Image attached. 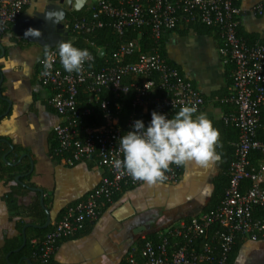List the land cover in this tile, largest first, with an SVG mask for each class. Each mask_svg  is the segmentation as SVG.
Here are the masks:
<instances>
[{
	"label": "built area",
	"instance_id": "2783aa9c",
	"mask_svg": "<svg viewBox=\"0 0 264 264\" xmlns=\"http://www.w3.org/2000/svg\"><path fill=\"white\" fill-rule=\"evenodd\" d=\"M240 1L99 0L88 7L89 15L63 22L70 35L89 33L94 27L104 25L103 18H109L119 36L129 28L141 31L148 27L152 37L160 39L183 22L197 21L218 31L222 63L233 65V94L225 101L233 104L235 110L225 120L236 125L239 139L234 143L230 180L222 200L217 207L166 228L158 234L157 242L143 235L140 247L128 254L124 264H230L228 255L237 235L255 241L264 233L261 215L264 213V163L255 167L250 161L252 151L264 153V124L259 122V109L264 106V41L247 45L237 34ZM30 2L0 0L1 34L10 32ZM251 12L261 16L264 6L258 3L252 6ZM139 43L137 38L121 44L101 66L96 63L95 53L89 51L93 59L85 62L80 73L64 70L58 45L48 48L49 56L46 57L44 51L38 60V80L42 86L50 88L48 102L60 116L51 127L57 141L56 151L65 154L63 163L74 165L91 160L104 175L90 193L67 206L60 219L52 222L51 228L38 238L33 252L36 264H49L58 244L81 232L86 222L95 221L103 207L110 204L124 186L143 183L122 175L113 165L114 160L123 159L119 147L123 134L114 111L117 102L111 103L110 99L102 97L104 92L119 97L136 88L133 104L149 118L153 111L166 116L182 105H195L198 111L203 108L204 98L199 89L191 80L180 77L177 69L167 65L158 51L142 52L135 62H125L127 56L138 50ZM46 62L51 63L50 70L45 69ZM132 76L142 77L140 83ZM80 90L88 93L89 102L99 104L103 124L86 125L94 109L81 106ZM133 123L129 124L130 131ZM180 173L181 167L173 164L165 182H177Z\"/></svg>",
	"mask_w": 264,
	"mask_h": 264
},
{
	"label": "crops",
	"instance_id": "0c3cea01",
	"mask_svg": "<svg viewBox=\"0 0 264 264\" xmlns=\"http://www.w3.org/2000/svg\"><path fill=\"white\" fill-rule=\"evenodd\" d=\"M97 1L86 0L84 7ZM46 3L47 0H31L24 14H31ZM258 3L264 6V0L240 1L239 25L264 41V14L258 16L251 12L252 6ZM217 34L219 37L218 31ZM163 37L168 58L205 97L206 104L198 113H206L212 122L234 111L226 110L217 97H210L216 91L224 98L233 94L218 53L220 37L217 40L213 35H197L191 30L184 34L170 31ZM45 49L48 48L25 41L11 30L0 33V264L33 262L30 256L23 255L14 261L11 255L25 246H22L24 234L26 242L35 245L39 237L34 236L33 230L40 227L33 220H38L40 215L29 217L28 207L35 198L40 199L41 193L36 190L35 195L34 190L18 196L14 204L6 203L5 193L11 184H6V175L17 173L22 183L42 191L50 223L59 212L90 193L104 175L91 160L67 165L52 156L51 127L60 117L48 102L50 88L38 80V60ZM218 131L222 145H233L236 137L233 131L221 127ZM24 160L29 164L28 171L21 163ZM263 163L264 158L256 159L255 167ZM10 166L19 168L12 172L3 170ZM180 167V179L175 183L148 186L143 182L124 186L84 231L58 244L49 264H101L102 257L107 258L106 264H124L128 254L140 247L143 235L161 234L166 228L178 225L180 220L208 209L222 193L221 189L217 190L223 175V161L210 162L206 167L188 162ZM231 264H264V233L255 241L238 239Z\"/></svg>",
	"mask_w": 264,
	"mask_h": 264
},
{
	"label": "trees",
	"instance_id": "16d2710c",
	"mask_svg": "<svg viewBox=\"0 0 264 264\" xmlns=\"http://www.w3.org/2000/svg\"><path fill=\"white\" fill-rule=\"evenodd\" d=\"M89 9L88 7H84L80 11H72L69 12L67 15V19L73 21L74 19H80L86 15H89ZM104 20V25L101 27H94L89 33H72L70 34L73 36V46L81 48V49H87L90 52L95 53L96 55V63L98 66L104 65L106 59H108L109 55L121 44L123 43H128L130 41H133L137 38H139V48L137 51H135L133 54L127 56L124 60L125 62H135L139 56L140 53L142 52H153V51H158L160 55L165 59L167 65L170 67H173L177 69L180 77H184L182 71L180 68L173 62L171 61L167 53L165 51V38L162 37L160 39H155L152 37L151 32L148 27L143 28L141 31L139 29H133L129 28L125 31V33L122 36H119L115 33L111 26V20L109 18H103ZM177 30L178 33L184 34L187 31L191 30L197 35H213L215 38L218 40V34L215 28L205 25L200 22H183L180 25H177L172 31ZM140 33V36H139ZM237 34L244 40V42L247 45H252L256 41H263L257 37L256 34L253 33H247L245 32L240 25L237 27ZM139 36V37H138ZM221 44L218 45L220 47ZM225 80L228 85H233V77H232V72H233V65L231 63H226L225 64ZM133 77V76H132ZM135 78V77H133ZM142 77H137L135 78L136 82L139 84L140 80ZM137 94V89L136 88H131L129 93L127 95H120L119 97L114 96V94L110 92H104L102 94V97H105L107 99L111 100V103L113 101L117 102V106H114V111L117 113L118 119H119V125L122 131V134H126L129 129V124L132 123L133 121L136 120H141L145 127H147L150 124L151 118L148 117L146 113H143L140 107H137L133 104V100ZM210 97H217L219 104H222V106L226 107V110H232L234 108V105L229 103L228 101H225V98L223 94L219 92H213ZM228 97V96H227ZM204 98V105L206 104L205 97ZM79 99L81 100L82 105L85 106L88 105L94 109L93 113L87 118L86 120V125L87 126H92L94 125H101L104 123V119L101 114L100 106L96 102H89V95L87 92L84 90L79 91ZM203 105V106H204ZM229 106H231L229 108ZM52 110L55 112L53 107L50 105ZM180 108L174 109L172 111H169V113L166 114V118H172L174 115L179 111ZM199 112V111H198ZM56 113V112H55ZM57 114V113H56ZM58 115V114H57ZM59 116V115H58ZM60 117V116H59ZM259 122L260 124H264V106H262L259 109ZM213 127L219 130V127L221 129L225 130H231L235 133V138L233 139V145L229 146H224L222 143H220V146L217 147V152L220 155V159L223 161V175L221 179L219 180L220 182L218 183V192L221 189V196L214 201V203L206 210L213 209L217 207L222 200L225 190L228 187L229 180H230V164L233 161L234 158V143H236L239 139V132L238 128L236 125L232 122L226 121L225 117L219 120H212ZM260 135L261 132L259 131ZM52 135V134H51ZM220 142V141H219ZM57 147V141L54 139L52 135V144H51V153L54 159L62 160L65 154H61L58 151H56ZM2 154L0 155V157ZM252 156V158H251ZM264 158V153H261L259 151H252L250 153V161H252L251 165L256 166L255 160ZM254 161V162H253ZM22 165H26L25 171L29 170V164L24 161L21 162ZM173 167V164L170 166V168ZM19 168L17 167H12L10 166L9 168L3 169L4 171L12 172L15 171ZM10 174V173H9ZM6 175V184L11 183L9 185V190L6 191L5 197H6V203L8 204H14L17 201V197L20 196L21 194H27L31 191L34 192L30 187L31 186H25L22 184V180L19 177V180H15V176L17 173L13 175ZM37 191H35V195ZM116 195L114 196L113 200L115 199ZM35 201L30 204L29 210L31 211L29 217L33 218L34 216L40 215V218L37 220L33 219L36 223H38L40 226H42L45 223V211L42 208L40 204V199L35 198ZM108 205V204H106ZM65 210V209H64ZM62 210L61 212L58 213V216L56 217L55 221L60 219L62 216ZM259 214V213H258ZM264 217V213L262 212L261 214ZM186 221L189 220L185 219ZM88 222H86L84 229L86 228ZM51 223L45 228H36L33 230L34 236L40 237L43 235L46 231H48L51 228ZM84 229L82 231H84ZM148 238L151 240L157 242L158 241V234L156 232H153L151 234H148ZM243 237L237 235L234 239V243L232 245V248L229 252L228 259L229 263L231 264V261L233 260V256L236 252V247H237V240L241 239ZM179 241L183 240L182 238L178 239ZM177 240V241H178ZM185 240V239H184ZM142 243V242H141ZM200 241L196 242L198 245ZM36 245H31L28 242H26L25 246L19 251L11 255V259L14 261L19 260L23 255L30 256L32 258V261L34 264L37 263L36 259L33 257V252L35 249ZM219 250V249H217ZM138 253V252H136Z\"/></svg>",
	"mask_w": 264,
	"mask_h": 264
},
{
	"label": "clouds",
	"instance_id": "9594fccd",
	"mask_svg": "<svg viewBox=\"0 0 264 264\" xmlns=\"http://www.w3.org/2000/svg\"><path fill=\"white\" fill-rule=\"evenodd\" d=\"M25 36L40 37L41 32L29 28ZM45 56H49L47 49ZM58 56L64 70L69 73H80L85 62L93 59L87 49L73 46L72 41L59 43ZM45 69L50 70L51 63L46 62ZM132 127L133 130L119 139L123 159L114 160L113 165L134 181L155 186L167 180L166 173L172 164L183 166L194 162L206 167L210 162L220 160L216 151L220 146L219 131L213 127L206 113H198L195 105H182L172 118L153 111L147 127L141 120L134 121ZM106 260L102 257L101 264H106Z\"/></svg>",
	"mask_w": 264,
	"mask_h": 264
},
{
	"label": "water",
	"instance_id": "95a60500",
	"mask_svg": "<svg viewBox=\"0 0 264 264\" xmlns=\"http://www.w3.org/2000/svg\"><path fill=\"white\" fill-rule=\"evenodd\" d=\"M86 0H47V3L40 9L34 10L31 14H22L16 22L12 25L11 31L20 36L23 40L28 42L38 43L40 46L45 48H53L61 41H70L71 37L69 32L64 28V21L67 19V15L72 11H80L84 8ZM51 17V19H48ZM37 29L41 32L40 37L25 36V32L29 29ZM2 78L0 80V85ZM1 94V93H0ZM33 163H31V170ZM19 180V175L16 176ZM27 186L26 184L22 183ZM32 190H38L41 193L40 204L45 211L46 218L45 223L40 226L45 228L49 225L50 213L45 208L42 191L38 188L30 187ZM24 234V231H23ZM26 243V235H23L24 246ZM21 246V247H22ZM29 264H34L28 260Z\"/></svg>",
	"mask_w": 264,
	"mask_h": 264
}]
</instances>
